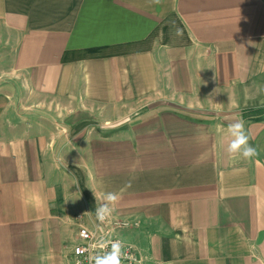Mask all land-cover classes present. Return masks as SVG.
Returning <instances> with one entry per match:
<instances>
[{"label": "crops", "instance_id": "crops-1", "mask_svg": "<svg viewBox=\"0 0 264 264\" xmlns=\"http://www.w3.org/2000/svg\"><path fill=\"white\" fill-rule=\"evenodd\" d=\"M260 108L264 0H0V264H71L106 192L142 264H264Z\"/></svg>", "mask_w": 264, "mask_h": 264}, {"label": "clouds", "instance_id": "clouds-1", "mask_svg": "<svg viewBox=\"0 0 264 264\" xmlns=\"http://www.w3.org/2000/svg\"><path fill=\"white\" fill-rule=\"evenodd\" d=\"M153 2L159 3V0H153ZM175 34L177 36L182 35V30L176 28ZM227 132L230 137L227 153L231 158L240 156L244 159H251L259 155L257 148L249 143L250 136L245 130L243 120L230 123L227 127ZM128 186H131L130 183ZM103 199L105 202L97 207L95 211L96 219L100 223H104L115 211L116 205L120 199V194L116 192H106ZM101 248L103 249L102 252L95 254L90 253L88 255V264H122L123 260L132 259V257L124 251V243L119 239L102 243Z\"/></svg>", "mask_w": 264, "mask_h": 264}, {"label": "built area", "instance_id": "built-area-1", "mask_svg": "<svg viewBox=\"0 0 264 264\" xmlns=\"http://www.w3.org/2000/svg\"><path fill=\"white\" fill-rule=\"evenodd\" d=\"M109 227L98 229V225L94 228H88L79 223L76 233V244L73 247L70 259L71 264H88V255L90 253H100L103 251L101 248L102 243H107L112 240L123 241L116 232L120 229L127 227V224L121 221H112L108 219L104 222ZM124 251L128 253L132 259L122 261V264H142V260L136 248L124 242Z\"/></svg>", "mask_w": 264, "mask_h": 264}, {"label": "rangeland", "instance_id": "rangeland-1", "mask_svg": "<svg viewBox=\"0 0 264 264\" xmlns=\"http://www.w3.org/2000/svg\"><path fill=\"white\" fill-rule=\"evenodd\" d=\"M176 28H180L182 30V35L177 36L175 34ZM184 34L185 33L183 29L180 27V25L178 24V21L175 18H172L169 22H167L164 26L160 28V30L155 34V36L152 38L151 41L149 40V42L146 43V46L150 45V43H152L154 39H156V41H160L162 44H169V45H176L179 43H183L185 39Z\"/></svg>", "mask_w": 264, "mask_h": 264}, {"label": "trees", "instance_id": "trees-1", "mask_svg": "<svg viewBox=\"0 0 264 264\" xmlns=\"http://www.w3.org/2000/svg\"><path fill=\"white\" fill-rule=\"evenodd\" d=\"M98 53H100L99 48L87 49L84 52L85 56H94V55H97ZM67 58H68L67 54L66 55L64 54L63 59L66 60ZM245 113L248 115H260L264 113V108L245 111Z\"/></svg>", "mask_w": 264, "mask_h": 264}]
</instances>
